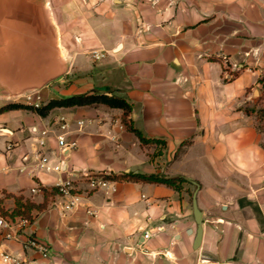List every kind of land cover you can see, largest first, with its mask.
I'll list each match as a JSON object with an SVG mask.
<instances>
[{"label": "crops", "instance_id": "obj_1", "mask_svg": "<svg viewBox=\"0 0 264 264\" xmlns=\"http://www.w3.org/2000/svg\"><path fill=\"white\" fill-rule=\"evenodd\" d=\"M21 27L55 41L65 72L20 93L0 76V109L32 91L45 104L104 94L124 99L130 124L155 142L143 144L123 110L101 104L45 118L1 113L0 215L20 237L6 240L0 228V251L41 262L24 247L35 238L51 249L50 264H264V134L252 113L264 102V0H0V53ZM43 131L44 153L58 160L56 136L66 134L78 143L68 169L111 176L117 191L91 192L84 207L61 212V176L37 168ZM125 174L185 182L177 190L115 178Z\"/></svg>", "mask_w": 264, "mask_h": 264}, {"label": "built area", "instance_id": "obj_2", "mask_svg": "<svg viewBox=\"0 0 264 264\" xmlns=\"http://www.w3.org/2000/svg\"><path fill=\"white\" fill-rule=\"evenodd\" d=\"M103 55L95 53L94 58L100 59ZM239 69L238 66H236ZM22 103L27 106L34 108H40L45 105L44 99L40 92L32 91L27 92L20 96ZM81 127L84 126V122H79ZM69 128L67 121L62 120L60 129L66 131ZM49 131H43L37 136L36 144L38 149V164L37 168L42 172L55 173L61 177L58 179L55 188L57 189V194L61 198L56 206L63 213H71L85 206V200L87 196L94 191L103 190L105 192L114 193L117 191L116 183L109 179L105 175H94L87 171H81L79 173L69 170L65 162V157L68 153L78 149V143L73 140H67L66 134H59L56 136L57 146L60 152V158L55 160L49 155L44 153L42 150L47 143V135ZM8 149H11L9 146ZM65 176V177H64ZM84 181L86 187L81 189L78 186L80 181ZM36 188L33 192H36ZM89 214H93L91 210H88ZM27 220H22V224H26ZM0 228L8 229V233L5 235L6 240H19L20 234L17 230V225L10 222L0 215ZM145 238L148 239L149 235L146 234ZM25 250L34 251L38 253L42 261L37 260H23L21 257L9 253L7 251H0V263L1 264H50L51 249L46 243H43L35 238H29L24 245ZM208 264L207 261H202ZM226 264V263H224Z\"/></svg>", "mask_w": 264, "mask_h": 264}, {"label": "water", "instance_id": "obj_3", "mask_svg": "<svg viewBox=\"0 0 264 264\" xmlns=\"http://www.w3.org/2000/svg\"><path fill=\"white\" fill-rule=\"evenodd\" d=\"M3 69L0 76L14 92L41 89L64 72L57 45L53 39H41L25 27L19 28L11 36L7 54L0 53ZM20 83V86L17 84ZM23 84V85H22ZM258 95V91H255ZM193 212L197 224L195 245L201 243L203 234L202 215L193 198Z\"/></svg>", "mask_w": 264, "mask_h": 264}, {"label": "trees", "instance_id": "obj_4", "mask_svg": "<svg viewBox=\"0 0 264 264\" xmlns=\"http://www.w3.org/2000/svg\"><path fill=\"white\" fill-rule=\"evenodd\" d=\"M261 103L262 102H259V107L257 109L252 110V113H254L256 116L259 131L264 134V105ZM99 104L106 105L113 109L123 110L124 112L123 120L125 125L128 127V129L131 130L133 133H135L143 144H149L155 142L153 140H148L144 138L142 134L130 124V120L128 118L132 113V108L124 99L113 96L110 97L104 94L94 93V94L72 96V97L60 98V99H52L47 104L43 105L40 108H34L23 104H9L0 109V114L6 111L24 109V110L32 111L35 114L39 115L40 117L45 118L50 114L51 111L57 108H74V107L93 106ZM156 143L163 144V142H157V141ZM107 177L109 179L112 178L111 176H107ZM115 178L137 180L145 183L164 184L169 187L175 188L177 190H180L182 183L185 182L183 178L167 179L160 177L158 175L125 174L123 176L121 175ZM55 190L57 192L56 188ZM30 207H32V205L27 204V209H29ZM23 219L29 220L30 218L27 215L23 214Z\"/></svg>", "mask_w": 264, "mask_h": 264}, {"label": "rangeland", "instance_id": "obj_5", "mask_svg": "<svg viewBox=\"0 0 264 264\" xmlns=\"http://www.w3.org/2000/svg\"><path fill=\"white\" fill-rule=\"evenodd\" d=\"M55 85L57 84V81L54 83ZM68 84V83H67ZM54 85V86H55ZM258 90L264 91V83H260V85L257 87ZM251 93V92H250ZM264 100V97H263ZM261 104L264 105V102H262Z\"/></svg>", "mask_w": 264, "mask_h": 264}]
</instances>
